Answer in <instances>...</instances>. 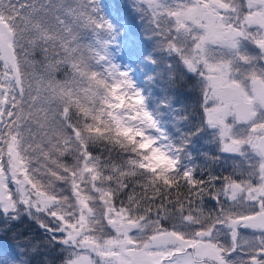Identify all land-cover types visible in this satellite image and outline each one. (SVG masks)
I'll list each match as a JSON object with an SVG mask.
<instances>
[{
	"label": "snow or ice",
	"instance_id": "obj_1",
	"mask_svg": "<svg viewBox=\"0 0 264 264\" xmlns=\"http://www.w3.org/2000/svg\"><path fill=\"white\" fill-rule=\"evenodd\" d=\"M142 3L157 30L166 38L168 50L180 54L187 68L205 80L204 120L219 133L222 150H228L230 142H236L238 148L233 154H243L246 148L257 143L264 146V120L257 119L264 112V75L253 73L248 77V84H242L233 78L230 62L216 61L215 54L206 47V32L214 29L224 37L220 44L225 48L235 50L244 39L264 51V20L250 19L264 17V0H244V11L238 7L237 0H142ZM10 5L11 0H0V205L4 210L15 211L19 202L55 220L59 225L55 231L64 234L60 242L72 249L68 264H133V258L125 254L126 249L132 248L137 250L135 264H209V261L230 264L229 255L238 250L250 253L243 264H264V195L260 194L264 188V158L253 171L256 183L224 177L223 186L215 192L206 187L211 182L196 180L192 171L180 174L179 159L172 155L177 168L166 176L157 178V174L138 168L141 158L147 155L140 151L143 147L139 143L140 135L146 127L156 128V123L144 111L140 94L123 79L125 74L119 73L109 84L88 70L84 53L69 46L62 57L55 53L59 59L53 61L47 80L37 77L31 70L34 65L26 59L31 53L21 46V41L27 35L34 51L33 35L40 36L41 42L51 38V30L46 28V20L41 16L51 10L53 0L43 3L33 0L32 4L19 7ZM54 6L57 12L63 11L70 18L55 17L62 31L72 32L70 21L76 26L84 23L100 29L105 27L89 14V10L95 11L93 0L70 5L56 0ZM25 7L29 11L22 13L20 9ZM180 36L192 41L189 49L177 46L174 37ZM47 51L41 48V52ZM240 59L248 62L246 57ZM61 66L67 67V77L63 81L52 79L51 73L59 71ZM214 67L223 68L228 82L238 86L230 97L213 92L210 76ZM110 74L115 75L114 67ZM114 88L118 89L115 93ZM114 96L124 100L122 108L117 107L120 99ZM218 107L230 113L223 119V127L214 119V110ZM136 113L139 117L130 121L129 117ZM237 121L248 124L242 137L233 134V124ZM129 129L137 134V144L125 135H117ZM99 142L130 153L126 167L105 163L93 156L89 146ZM29 151L43 157L39 168H31L36 158L29 157ZM66 155L73 157L71 166L63 161ZM37 172L48 177L47 183L36 178ZM137 175L143 180H133ZM130 181L132 191L117 203L118 194L129 188ZM57 182L68 186L70 198L58 194ZM13 184L18 201L14 199ZM182 191L187 195L182 196ZM206 191L218 202L222 199L230 202V206H221L214 217L209 216L208 222L192 234L180 231L176 225L171 231L162 227V221L168 219V205L185 223L199 224V218L192 213L196 201L202 200ZM157 200L161 202L152 217ZM241 203L250 211L237 212L235 209ZM94 205H99V215ZM245 217L253 219L246 221ZM98 223L106 229L100 235L93 227ZM148 224L153 226L150 235L137 242L130 232H142ZM241 228L261 235L243 239L239 235ZM222 229L227 230L230 238L228 247L217 239ZM190 245L193 251H186Z\"/></svg>",
	"mask_w": 264,
	"mask_h": 264
},
{
	"label": "trees",
	"instance_id": "obj_2",
	"mask_svg": "<svg viewBox=\"0 0 264 264\" xmlns=\"http://www.w3.org/2000/svg\"><path fill=\"white\" fill-rule=\"evenodd\" d=\"M32 2L33 0H11L10 6L19 7L20 4L30 5ZM41 2L43 3L44 0H41ZM62 2L70 5L73 3H82V0H62ZM116 3V9L118 11L122 10L130 18L131 24L133 18L141 19L143 20L142 23L144 22L147 13L141 7L135 8L134 6H129L125 0H117ZM55 4L56 0H53L51 10L47 12L46 16L43 14L41 16L42 19L46 20V28L51 30L49 33L51 38L41 42L40 36L33 35L32 39L36 41L34 51L31 43L28 42L27 35L21 41V46L29 49L31 53L26 57L29 64L34 65L31 70L35 72L37 77L47 80L53 61L59 59L55 53H59L62 57L65 50L71 46V48L79 49L84 53L85 63L90 72H95L99 78L111 84L108 79L103 77L101 72L102 61L97 49L100 40L107 38V41H110V34L114 33L112 23L110 22L114 20V17L109 18L101 6L93 0V8L95 11L89 10V14L93 19H102L99 21L105 27L100 29L84 23L76 26L74 22L70 21L73 26L72 32L69 33L67 30L62 31V25L57 23L55 17L59 15L65 20H70V18L64 16L63 11L57 12L54 6ZM20 11L26 13L29 11V8L25 7L20 9ZM4 27L6 28L7 25ZM158 40L159 43L161 41L164 43L166 38H158ZM41 48H47V53L41 52ZM17 51L19 52L20 48ZM21 55L23 56V53ZM45 55L47 56V62L45 61ZM179 57L180 55L178 53L168 55L164 60L167 64L165 69H157V72L151 78L144 76L143 79L146 82V88L142 90L141 96L150 113L158 120L169 142L178 146L180 153L188 159L190 168L193 170L194 178L206 184L211 182V185H206V187L211 192H215L218 188L215 186V182L217 181L218 175L221 174L219 173V169L224 168L225 164L223 160L228 158V155L221 154V144L218 134L215 130L209 129L203 119L201 100V93L204 88L203 80L198 74L192 75L188 73L182 66ZM67 74V67L61 66L59 71L51 73V77L54 80L63 81L67 77ZM116 91L113 89L114 93ZM114 98L120 99V103L117 105L118 108L124 105L122 98L115 96ZM96 131L101 132L102 130L97 129ZM117 135H125L133 144L138 143L135 135L128 137L123 131L118 132ZM140 151L145 153L142 149ZM89 152L93 156L99 157L105 163H114L121 167H126V161L131 158L130 153L122 152L119 148H114L110 143L106 142L90 145ZM27 155L36 158L33 160L31 168H39L43 157H40L38 152L32 151H29ZM72 155H66L63 158L64 163L69 166L74 163ZM144 158L145 156L141 158L140 162ZM217 161L221 163L219 162L218 164ZM138 168L144 169L145 172L157 174V178L166 176L169 172L176 170H148L143 168L140 163ZM178 170L180 174H183L182 167H179ZM42 171L43 169H41ZM34 175L38 180L47 183V176L41 175L39 172ZM133 180H143V177L137 175L133 177ZM181 184L182 188L186 187L183 185V182ZM11 187L14 199L18 201L19 196L16 193V186L13 184ZM132 187L133 185L130 181L129 188L118 194L117 203L126 199L127 193L132 191ZM55 190L59 195L71 197L68 186L63 182H57ZM37 191L39 192L40 190L37 189ZM40 194L43 195V193ZM181 195L186 196L187 193L182 191ZM172 196H176L175 191L172 192ZM160 202V200H157L153 204L152 217L155 216L156 206ZM164 202L167 203V200ZM217 202L216 199H213L209 195L208 191L204 193L202 200L196 201L195 210L192 215L199 218V224L195 222L185 223L180 218L179 213L173 210L171 205H168V219L162 221V227L171 231L173 225H176L180 231L192 234L197 227L203 226L208 222L209 216L214 217L216 215L215 211L212 212L210 210L217 205ZM84 207H87V205L85 204ZM94 207L97 208L96 214L99 215V205H94ZM58 226V223L45 213L37 212L35 209L29 208L22 203H17L15 211H5L3 206L0 205V264H68L72 249L60 242L64 234L55 231ZM93 227H95L97 235L106 231L102 223L94 224ZM152 227L151 224H148L142 232L133 230L130 232V235L136 238L137 242L146 240L152 231ZM180 238L178 237V239ZM217 239L223 245L228 243L224 229L221 230V234ZM128 253L133 258V264H135L134 257L137 255V250L135 248L128 249ZM93 259H96L94 255Z\"/></svg>",
	"mask_w": 264,
	"mask_h": 264
},
{
	"label": "rangeland",
	"instance_id": "obj_3",
	"mask_svg": "<svg viewBox=\"0 0 264 264\" xmlns=\"http://www.w3.org/2000/svg\"><path fill=\"white\" fill-rule=\"evenodd\" d=\"M125 1L126 3H128L129 6L132 7L134 6L135 8L141 7L142 10H145L142 0H125ZM95 2L96 4L101 6L102 10L109 18L114 17V20L110 22L112 23V27L114 31V33L110 34L109 37L110 41H107V38L100 40L97 49V52L99 53L100 57H103V59L100 58L102 61L101 72L103 74V77L108 79L110 83H112L116 75H119V73L121 74L124 73L125 76L123 77V79L126 82L131 83L134 92H138L141 96L142 90L146 88V82L143 79L144 76L151 78V76H153L154 73L157 72V69H161V70L165 69V67H167V64L164 62L165 58L168 55H171L172 53H176V52L168 50L166 41L164 43H162V41L159 43L158 38L161 39L164 36L162 35L161 31L157 30L149 14L146 15V18L143 23H142L143 20L138 18H133L131 24L130 18L126 16L122 10L118 11L116 9L117 0H95ZM250 19H253L254 22H260L261 20H264V17H259V19H256V17L254 16ZM150 25H152L153 27ZM165 31H167V27L165 28ZM250 31H255V29H251ZM137 34L138 35L140 34L139 35L140 37ZM206 37H207L206 47L209 50H211L212 53L215 54L214 59L218 62H225V63L230 62L234 73L233 78L236 79L237 81L247 85L248 77H250L253 73L257 74L258 76L264 75V68L263 69L259 68V66L255 64L256 62L254 60V56L250 53L251 51L249 52V54H244L246 52L243 50V48L249 47L252 48V50L253 48H256L257 51L260 53L261 58H264V51L259 49V47L251 40L241 39L238 48L235 50H230L228 48L221 46L220 42L223 40V36L214 29H209L206 32ZM114 38H116L115 41ZM174 39L177 46H180L185 49H189L192 44V41L187 39L186 36H180L179 38L174 37ZM241 56L246 57L248 62L245 63L244 60H241L240 59ZM179 60L182 66L184 67V69L188 73L192 75L198 74L196 72L190 71L187 68V66L183 63V59L181 55L179 57ZM113 67L115 68V75L110 74ZM234 70H237L236 73ZM211 71L212 74L210 76V80L212 82L213 92L220 96L230 97L233 93V89L237 88L238 86L234 83L228 82L227 73L223 68L214 67ZM199 76L203 80L204 88H205L206 82L201 75ZM114 89L118 91V89L116 88ZM203 90L201 94V100H202V115L204 119ZM133 103L135 104L137 103V101L134 99ZM143 108L144 111H147L149 115L152 117V119L155 121L156 128L146 127L144 128V133L140 135L139 143L143 144V147L141 149L145 153H147V155H145V158L140 162V165L148 170H173L177 168V161L172 158V156H174L179 159L178 168L182 167L183 172L192 171L193 173V170H191L190 168L188 159L184 157L182 153H180L178 146H176L173 143L171 144L169 142L161 126L159 125L158 120L154 115L150 113L148 107L145 105L144 100H143ZM214 111H215L214 119L216 120V123L219 124L221 127H223V119H226L227 116L230 115V113H227L226 109H221L219 107ZM139 115H140L139 113H136L135 115L130 116L129 120L134 121L139 117ZM257 119L264 120V112H261L258 115ZM207 127L209 126L207 125ZM209 129L214 130L211 127H209ZM247 130H248L247 123L242 126H240L237 122L233 124V134L237 137L244 136ZM215 132L219 136V133L216 130ZM125 134L128 137L137 135L135 132H133L130 129ZM235 143L236 142H230L229 147H232V145H235ZM165 153H169L170 155H165ZM239 235L243 239H252L254 237L260 236L261 234L256 231L253 232V230L250 229H246L243 231L242 229H240ZM225 236H227L228 238V243L224 245L228 247L230 246L231 241L227 234V230H225ZM191 251H193L192 247L190 252ZM125 254L129 255L128 249L125 250ZM249 255L250 253L248 251L242 253L238 250L232 252L228 257V260L230 264H243V261H246ZM209 264H211L210 261Z\"/></svg>",
	"mask_w": 264,
	"mask_h": 264
},
{
	"label": "flooded vegetation",
	"instance_id": "obj_4",
	"mask_svg": "<svg viewBox=\"0 0 264 264\" xmlns=\"http://www.w3.org/2000/svg\"><path fill=\"white\" fill-rule=\"evenodd\" d=\"M243 4H244V0H237V5L238 7L241 8V11L245 10L243 8ZM243 50L246 52L244 54H249V52L251 51L250 53L254 56V60L256 62L255 64L259 66V68H262V69L264 68V58H261L260 53L257 51L256 48H253L254 53H253L252 48H249V47H245L243 48ZM237 150L238 148L235 147V145H232V147L228 146V150L226 151H223L222 148L220 149L221 154L228 155V158H225L223 160L225 164L224 168L219 169V173L221 174L218 175L217 181L215 182V186H217L218 188L223 186L224 177H231L233 180H236V181H251L252 183H256L257 178L253 175V171L262 157L256 150L255 145H253L252 148H246V151L243 154H233L232 153L233 151H237ZM219 162L220 161H217L218 164ZM237 187H239V185H237ZM260 194L264 195V188L260 189ZM242 199L243 197H241V200ZM221 206L229 207L230 202L224 201L222 199L220 202H217V205L214 206V208H212L210 211L217 212ZM235 210L241 213L244 211H250V209H247L242 203L238 204ZM251 219H253V217H245L246 221L251 220ZM241 229L243 231V230H246L247 228H241ZM253 232L255 231L253 230Z\"/></svg>",
	"mask_w": 264,
	"mask_h": 264
},
{
	"label": "water",
	"instance_id": "obj_5",
	"mask_svg": "<svg viewBox=\"0 0 264 264\" xmlns=\"http://www.w3.org/2000/svg\"><path fill=\"white\" fill-rule=\"evenodd\" d=\"M241 123H244V122H241ZM255 148L258 151V153L260 154V156L262 158H264V146H262L260 143H257V144H255ZM188 249L190 250L191 248L188 247Z\"/></svg>",
	"mask_w": 264,
	"mask_h": 264
},
{
	"label": "bare ground",
	"instance_id": "obj_6",
	"mask_svg": "<svg viewBox=\"0 0 264 264\" xmlns=\"http://www.w3.org/2000/svg\"><path fill=\"white\" fill-rule=\"evenodd\" d=\"M151 50V49H150ZM230 50H232V49H230ZM151 52V51H150ZM154 53H155V51H154ZM232 54V53H231ZM225 56V55H224ZM226 61V60H225ZM229 62V61H228ZM235 71V73H236V71L237 70H234ZM234 74V73H233ZM243 77H244V75H243ZM245 78H247V77H245ZM144 82V81H143ZM145 84V83H144ZM248 84V83H247ZM204 89V88H203ZM202 94V93H201Z\"/></svg>",
	"mask_w": 264,
	"mask_h": 264
}]
</instances>
